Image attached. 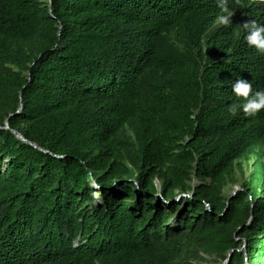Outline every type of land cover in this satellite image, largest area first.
Returning a JSON list of instances; mask_svg holds the SVG:
<instances>
[{
    "label": "trees",
    "instance_id": "1",
    "mask_svg": "<svg viewBox=\"0 0 264 264\" xmlns=\"http://www.w3.org/2000/svg\"><path fill=\"white\" fill-rule=\"evenodd\" d=\"M227 6L0 0V264H264V3Z\"/></svg>",
    "mask_w": 264,
    "mask_h": 264
},
{
    "label": "clouds",
    "instance_id": "2",
    "mask_svg": "<svg viewBox=\"0 0 264 264\" xmlns=\"http://www.w3.org/2000/svg\"><path fill=\"white\" fill-rule=\"evenodd\" d=\"M261 3H264V0H261ZM218 7L221 8L223 12L227 13V15L220 17V21L227 24L232 15L228 9L227 0H218ZM243 27L246 32L245 41L248 46L264 55V24L258 23L255 20H250L248 23H245ZM232 92L236 97L243 98L240 106H242V110L245 114L254 116L261 110H264V90L254 92L252 84L241 78L236 80V82L232 85ZM240 106L233 107L231 109L233 114L239 110ZM88 175L91 180V172H89ZM90 186L96 189L91 193L93 199L95 201H100V185L92 181ZM177 199H179V196Z\"/></svg>",
    "mask_w": 264,
    "mask_h": 264
},
{
    "label": "rangeland",
    "instance_id": "3",
    "mask_svg": "<svg viewBox=\"0 0 264 264\" xmlns=\"http://www.w3.org/2000/svg\"><path fill=\"white\" fill-rule=\"evenodd\" d=\"M43 1H46V0H43ZM156 183L158 184L157 181H156ZM197 183H198V180H195V184H197ZM236 189H241L240 185L234 186V184H232V183L229 184L225 188V195H227V196L231 195ZM171 224H174V223L172 222ZM242 242H245V240L243 239ZM240 251L245 253V246L243 248H241ZM195 264H227V262L221 263L215 256H209V255L202 254L201 258L199 260L195 261Z\"/></svg>",
    "mask_w": 264,
    "mask_h": 264
},
{
    "label": "water",
    "instance_id": "4",
    "mask_svg": "<svg viewBox=\"0 0 264 264\" xmlns=\"http://www.w3.org/2000/svg\"><path fill=\"white\" fill-rule=\"evenodd\" d=\"M7 129H10L9 124L7 123L6 125ZM14 134L17 136V138L21 139L22 141L29 143L19 132L14 131ZM241 189H236L233 193L231 198H233ZM245 253H246V247H245ZM231 259V257H229V260ZM248 264V263H247Z\"/></svg>",
    "mask_w": 264,
    "mask_h": 264
}]
</instances>
